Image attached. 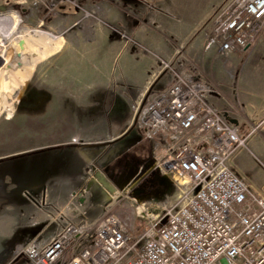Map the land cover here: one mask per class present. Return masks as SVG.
<instances>
[{
  "label": "rangeland",
  "instance_id": "obj_1",
  "mask_svg": "<svg viewBox=\"0 0 264 264\" xmlns=\"http://www.w3.org/2000/svg\"><path fill=\"white\" fill-rule=\"evenodd\" d=\"M222 1L0 0V264H32L21 250L44 246L62 222L91 237L115 215L139 240L187 201L188 182L165 164L171 136H148L137 117L176 73L204 79L231 117L264 101L253 66L264 43L206 49L204 24ZM262 110L248 120L264 145ZM248 148L233 166L264 196V155ZM44 187L53 204L35 195Z\"/></svg>",
  "mask_w": 264,
  "mask_h": 264
},
{
  "label": "built area",
  "instance_id": "obj_2",
  "mask_svg": "<svg viewBox=\"0 0 264 264\" xmlns=\"http://www.w3.org/2000/svg\"><path fill=\"white\" fill-rule=\"evenodd\" d=\"M204 25L207 50H245L264 39V0H223ZM212 92L204 79L176 73L141 104L138 125L148 136H171L165 164L188 182L187 201L168 208L157 229L136 240L108 215L89 237L86 227L68 222L41 248L21 253L32 264H264V196L233 166L255 129L242 137Z\"/></svg>",
  "mask_w": 264,
  "mask_h": 264
},
{
  "label": "crops",
  "instance_id": "obj_3",
  "mask_svg": "<svg viewBox=\"0 0 264 264\" xmlns=\"http://www.w3.org/2000/svg\"><path fill=\"white\" fill-rule=\"evenodd\" d=\"M207 42V41H206ZM256 43H258V45H257V47L256 48H260L261 46H263V45H261L262 43H264V39L263 38H260V39H258L257 41H256ZM255 43V44H256ZM255 44L254 45H252L251 47H249V48H247V49H245L244 51L245 52H248V51H250L251 49H254V46H255ZM253 66H254V69L255 70H257V72H259L258 74H261V71H262V74L264 75V63H258V64H253ZM164 90V89H163ZM263 93H264V90L262 91ZM255 109H258V110H261V109H263L262 111H264V101L260 104V105H258V107H256L255 106V104H253V103H251V104H249L248 102H246V110H247V113L248 114H246L244 117L241 115V116H239L238 115V117L237 116H233V117H231L226 111H224V113H226V115H227V117L232 121V122H234L235 124H237L238 126H239V128H240V130L244 133L246 130H252V127H253V125H255L256 123H253V121H249L248 120V118H253L256 114L254 113V110ZM260 114V113H259ZM264 114V113H263ZM259 116H261V115H259ZM246 119V120H245ZM264 124V120H262L261 122H259L258 123V125H263ZM251 127V128H250ZM115 143H117V142H115ZM247 145L249 146V148L251 149V150H253L254 152H256L257 154H261V155H264V145H263V143H262V141H261V139L260 138H258V137H255V136H253V137H250L249 138V140H248V143H247ZM248 148V149H249ZM244 150V149H243ZM241 151H242V149H241ZM241 156H244V154H242ZM73 164V163H72ZM250 165V164H249ZM252 163H251V168H252ZM254 168V167H253ZM76 181V180H75ZM66 183H69V184H72L73 183V178H72V176H71V178L70 179H68V180H66L65 181ZM40 190L39 191H41V188H42V186L40 185L39 187H38ZM36 193H37V191H36ZM51 192H47L46 191V187H44V189L42 190V192H40L39 194H35L37 197H39L40 199H41V203L43 202L44 203V201H46V198H47V200L49 201V204H53L54 203V199H55V197L56 196H52V194H50ZM33 198H34V196H33ZM58 222V221H57ZM62 224H63V222H62ZM61 227V226H60ZM57 232V231H56ZM55 234V233H54ZM53 234V235H54ZM52 235V236H53Z\"/></svg>",
  "mask_w": 264,
  "mask_h": 264
},
{
  "label": "flooded vegetation",
  "instance_id": "obj_4",
  "mask_svg": "<svg viewBox=\"0 0 264 264\" xmlns=\"http://www.w3.org/2000/svg\"><path fill=\"white\" fill-rule=\"evenodd\" d=\"M2 16V15H1Z\"/></svg>",
  "mask_w": 264,
  "mask_h": 264
}]
</instances>
